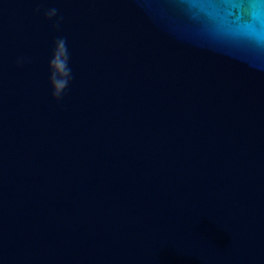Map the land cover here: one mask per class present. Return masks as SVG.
<instances>
[{"label":"water","instance_id":"1","mask_svg":"<svg viewBox=\"0 0 264 264\" xmlns=\"http://www.w3.org/2000/svg\"><path fill=\"white\" fill-rule=\"evenodd\" d=\"M0 264H264V0H0Z\"/></svg>","mask_w":264,"mask_h":264},{"label":"clouds","instance_id":"2","mask_svg":"<svg viewBox=\"0 0 264 264\" xmlns=\"http://www.w3.org/2000/svg\"><path fill=\"white\" fill-rule=\"evenodd\" d=\"M36 11H39L37 9ZM56 18L54 27H58L63 17L58 16V9L49 8L44 12V18L52 20ZM70 54L68 51L67 40L58 37L53 41L51 56L48 61V81L51 89V96L55 100H60L66 94V90L73 79L72 68L69 66ZM23 58L18 59L17 63H23Z\"/></svg>","mask_w":264,"mask_h":264}]
</instances>
